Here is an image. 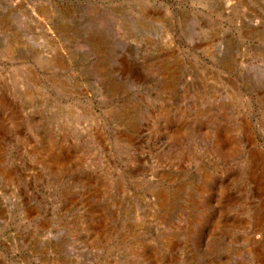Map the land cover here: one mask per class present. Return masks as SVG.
<instances>
[{
  "label": "rangeland",
  "instance_id": "obj_1",
  "mask_svg": "<svg viewBox=\"0 0 264 264\" xmlns=\"http://www.w3.org/2000/svg\"><path fill=\"white\" fill-rule=\"evenodd\" d=\"M0 264H264V0H0Z\"/></svg>",
  "mask_w": 264,
  "mask_h": 264
}]
</instances>
